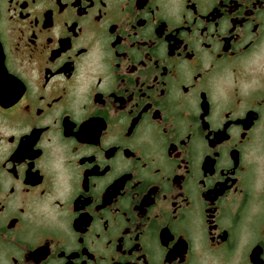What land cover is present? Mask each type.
<instances>
[{"label": "flooded vegetation", "instance_id": "obj_1", "mask_svg": "<svg viewBox=\"0 0 264 264\" xmlns=\"http://www.w3.org/2000/svg\"><path fill=\"white\" fill-rule=\"evenodd\" d=\"M0 264H264V0H0Z\"/></svg>", "mask_w": 264, "mask_h": 264}]
</instances>
